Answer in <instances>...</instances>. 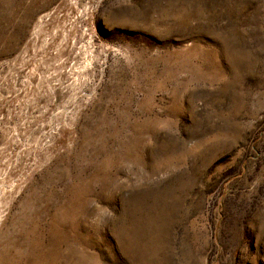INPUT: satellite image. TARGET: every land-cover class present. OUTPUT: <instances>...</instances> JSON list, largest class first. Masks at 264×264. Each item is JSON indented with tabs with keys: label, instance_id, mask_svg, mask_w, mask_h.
I'll return each mask as SVG.
<instances>
[{
	"label": "rangeland",
	"instance_id": "374dc122",
	"mask_svg": "<svg viewBox=\"0 0 264 264\" xmlns=\"http://www.w3.org/2000/svg\"><path fill=\"white\" fill-rule=\"evenodd\" d=\"M0 264H264V0H0Z\"/></svg>",
	"mask_w": 264,
	"mask_h": 264
}]
</instances>
